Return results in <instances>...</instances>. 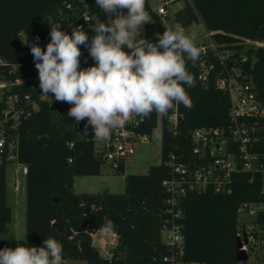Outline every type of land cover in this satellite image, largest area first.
I'll use <instances>...</instances> for the list:
<instances>
[{
  "label": "trees",
  "instance_id": "1",
  "mask_svg": "<svg viewBox=\"0 0 264 264\" xmlns=\"http://www.w3.org/2000/svg\"><path fill=\"white\" fill-rule=\"evenodd\" d=\"M70 5V8H68ZM146 11H152L146 0ZM189 21L200 20L211 37L224 48L242 52L247 62L238 65L247 74L264 105V45L250 47L246 40L264 42V0H186ZM102 12L96 0H0V81L33 77L35 62L27 42L46 50L50 42V27L60 24L61 29L72 31L81 15ZM161 31L166 29L159 24ZM90 26L84 31L89 36ZM21 36L24 39H21ZM37 37L39 40L37 41ZM199 47V46H198ZM81 69L94 65L88 49L82 52ZM219 66V64H218ZM195 85H184L193 106L182 104L176 109L180 121L175 130L169 117L161 116V162L150 166L146 174H129L125 191L76 193V176L101 173L103 160L95 150L91 136L83 129V121L76 123L65 109V102L49 103L41 99L39 80H27L13 91L29 93L39 109L23 119L18 129L19 160L28 166L26 177V246H43L47 237L63 245V261L83 260L87 264H159L168 254L161 239L165 217L167 192L163 181L170 176L166 161L175 155L180 162L194 166L192 132L200 127L228 130L230 100L226 92L217 89L214 79L207 85L198 80L200 58L193 66ZM220 69V68H219ZM159 116L153 112L140 128L151 135ZM246 125L255 128L257 141L251 151L261 155L264 162V118L248 119ZM87 128H91L88 126ZM123 165L119 170L123 169ZM260 175L246 172L237 175L231 194L211 190L189 193L182 203L181 220L185 235L183 259L204 264H235L237 262V208L243 201L264 198L261 194ZM6 165L0 164V233L7 231L12 212L7 203ZM107 216L115 225L117 243L110 259L97 253L92 235ZM66 225L71 235L54 229L53 223Z\"/></svg>",
  "mask_w": 264,
  "mask_h": 264
},
{
  "label": "clouds",
  "instance_id": "2",
  "mask_svg": "<svg viewBox=\"0 0 264 264\" xmlns=\"http://www.w3.org/2000/svg\"><path fill=\"white\" fill-rule=\"evenodd\" d=\"M96 4L115 19L90 25L95 33L90 42L82 26L73 27L69 34L55 24L46 50L31 45L41 95L51 93L56 101L73 105L67 115L76 123L86 120L85 129L91 126L98 142L109 141L113 131L133 117L143 119L153 112L167 116L181 104L190 110L193 101L184 85H195L187 61L195 66L201 55L196 32L186 34L176 24L157 33L153 42L140 36L143 26L151 22L146 0H96ZM81 45L95 61L93 66L81 69ZM103 219L98 234H113V221ZM62 253L63 245L47 237L41 247L18 244L0 249V264H63Z\"/></svg>",
  "mask_w": 264,
  "mask_h": 264
},
{
  "label": "built area",
  "instance_id": "3",
  "mask_svg": "<svg viewBox=\"0 0 264 264\" xmlns=\"http://www.w3.org/2000/svg\"><path fill=\"white\" fill-rule=\"evenodd\" d=\"M162 1L158 16L167 17L168 6L173 0ZM85 16L89 20L86 21ZM91 21L90 12L86 11L81 15L77 26H82L84 30L86 26L91 25ZM61 30L71 34L66 29ZM208 34V42L199 45L201 55L198 80L207 85L214 79L215 87L228 94L230 125L228 130L200 127L192 132L193 154L197 159L194 166L178 161L175 155H171L166 161L171 171L170 176L163 181L168 196L163 211L165 217L161 239L168 254L159 264H204L183 259L185 235L181 224L184 216L182 203L189 193L211 190L218 194H231L237 175L248 172L251 180L255 175H260L261 194L264 195V162L260 154L251 151L257 141L254 135L255 128L245 124V121L251 118H264V105L247 74L238 65L239 60L247 62L248 58L242 52L237 56L235 50L224 48L225 45L217 43L211 37L212 33ZM245 43L250 47L264 45V42L252 40H246ZM32 44L31 41L27 42V47L30 49ZM80 48L81 52L86 49L83 45ZM125 51L130 50L125 47ZM0 63L4 62L0 60ZM32 72L34 75L29 79L0 81V164L7 166L14 163L24 175L28 173V166L19 160L18 129L22 120L38 111L39 106L31 99L29 93L13 91V87H19L27 80H39L36 68H33ZM41 99H44L42 95ZM150 116L143 119L133 117L125 127L115 129L107 142H98L92 129L83 130L87 136H91L94 150L103 160V165H109L112 170L117 171L135 154L137 141L151 140L150 135L140 131ZM180 117L177 109L170 115L169 122L173 130L177 128ZM83 124L86 125L87 121L83 120ZM243 214L251 219L248 221L240 219ZM237 216L236 242L240 243V246L237 245V252H244L246 259L235 264H264V198L241 202L237 208ZM112 237L114 239L111 244L114 247L117 236L113 233ZM110 252L108 259L112 256V250Z\"/></svg>",
  "mask_w": 264,
  "mask_h": 264
},
{
  "label": "rangeland",
  "instance_id": "4",
  "mask_svg": "<svg viewBox=\"0 0 264 264\" xmlns=\"http://www.w3.org/2000/svg\"><path fill=\"white\" fill-rule=\"evenodd\" d=\"M149 5L152 11L157 15L149 13L151 22L146 23L140 32V36L149 39L153 42L157 41L156 34H163L159 24L165 29L172 28L176 24H180L186 34L196 32L197 46L207 43L209 34L200 20H193L187 25L189 21L190 11L185 10L186 0H173L168 6L169 15L167 17H159L158 9L163 5L162 0H149ZM124 14H127V9H124ZM109 19H115V16L110 17L104 11L93 15L91 25L95 22H110ZM95 33L91 30V37ZM256 45V44H254ZM126 47V46H125ZM49 103L57 102L51 93L49 96H43ZM73 105L66 103L65 109L68 110ZM151 140L148 142L137 141L136 152L129 159L124 162L122 170L115 171L109 165H103L101 173L93 176H76L74 178L73 188L76 193H98L108 191L110 193L121 194L125 191V178L129 174H146L152 165L161 162V139H162V120L158 119L157 126L153 129ZM7 178V203L11 208L12 218L8 224L7 231L0 233V249L2 246L15 248L18 244L26 246V177L16 167L14 163L6 166ZM240 219L250 220L251 217L241 215ZM15 239H24L17 241ZM114 238L111 235L101 236L98 232L93 236V245L99 251V254L108 258L110 251L113 249L111 241ZM63 264H87L83 260H68L63 261Z\"/></svg>",
  "mask_w": 264,
  "mask_h": 264
},
{
  "label": "water",
  "instance_id": "5",
  "mask_svg": "<svg viewBox=\"0 0 264 264\" xmlns=\"http://www.w3.org/2000/svg\"><path fill=\"white\" fill-rule=\"evenodd\" d=\"M24 37L21 36V39H23ZM53 227L55 230H57L58 232L65 234L66 236H70L71 232L70 230L66 227L65 224L63 223H59V222H54L53 223ZM237 245L240 246V243L237 241ZM246 259V255L244 252H237V261H242Z\"/></svg>",
  "mask_w": 264,
  "mask_h": 264
},
{
  "label": "crops",
  "instance_id": "6",
  "mask_svg": "<svg viewBox=\"0 0 264 264\" xmlns=\"http://www.w3.org/2000/svg\"><path fill=\"white\" fill-rule=\"evenodd\" d=\"M90 40H91V30H90ZM5 247H7V246H2V249L5 248Z\"/></svg>",
  "mask_w": 264,
  "mask_h": 264
}]
</instances>
